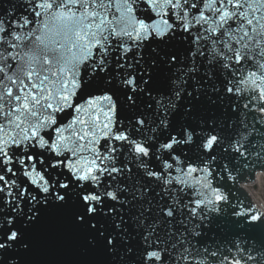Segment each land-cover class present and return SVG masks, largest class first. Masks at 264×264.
<instances>
[{
  "label": "snow or ice",
  "instance_id": "1",
  "mask_svg": "<svg viewBox=\"0 0 264 264\" xmlns=\"http://www.w3.org/2000/svg\"><path fill=\"white\" fill-rule=\"evenodd\" d=\"M142 5L154 16L142 18ZM25 7L19 18H0V264H27L29 236L44 213L72 204L76 226L109 253L139 234L138 264H262L246 241H235V255L198 245L228 209L241 227L264 224L251 203L233 204L214 186L227 174L255 188L256 172L264 173V151L251 164L247 151L256 125L264 127V0H29ZM152 40L188 45L191 61L156 95L154 72L180 56L153 49L146 60ZM90 86L104 94L77 104ZM116 92L127 117H118L124 104ZM201 98L222 115L187 119ZM68 110L72 118L62 123ZM177 223L183 231L161 239L159 229Z\"/></svg>",
  "mask_w": 264,
  "mask_h": 264
},
{
  "label": "water",
  "instance_id": "2",
  "mask_svg": "<svg viewBox=\"0 0 264 264\" xmlns=\"http://www.w3.org/2000/svg\"><path fill=\"white\" fill-rule=\"evenodd\" d=\"M29 0H0V18L5 20H14L19 18L22 14H26L28 9L25 7ZM144 7L141 6L142 18L147 16H154L151 11L144 12ZM188 45H181L177 41L160 42L156 40L148 41L145 43L143 49V56L146 60L151 61L156 53L163 55L164 52H176L180 56V60L176 65H173L171 69L167 66L158 68L154 72V92L153 95L157 94V91L167 88L169 83V78H174L176 74L181 70L187 71L185 63L187 66H191V61H186V49ZM156 49V53L152 50ZM203 69H201V72ZM95 84V82H93ZM191 90V88L189 89ZM115 91V89L113 90ZM83 95L76 99L77 104H83L90 96H100L103 95V91L99 90L95 86H90L87 89L82 90ZM116 96H120V103L124 104L123 97L120 92H116ZM115 99V96H114ZM147 97H142L138 102L141 110L147 111L145 106L148 103ZM187 103V101H185ZM223 105L226 107L228 100L225 99ZM193 112L191 116L187 117L190 120H200L207 119L208 117H217L222 115L223 109H217L213 107L204 98H201L199 102H195L192 105ZM155 108V105H154ZM153 108V110H154ZM131 113L129 112L127 105L124 104L122 110L118 112V117H127ZM63 116L62 123H68L72 118V111L68 110L66 113L60 114ZM186 117L184 115L177 116V123L183 122ZM235 119V118H234ZM251 129V122L249 123ZM254 134L249 137L247 144L248 153L251 154V159L249 163H256L257 153L264 151V127L256 125L253 130ZM193 156V159L189 161L192 164H197L199 161L194 158V154H189ZM227 162V161H223ZM233 164H243V161H232ZM233 175L237 173L233 172ZM246 184L242 180L233 181L230 177L225 174V179L214 180V186L222 185V190L225 193H230L231 196L235 198L231 200L233 204L243 201L245 205L251 203L259 212L264 213L260 208L256 207L250 193L247 191L243 185ZM256 185V184H255ZM256 189L252 192L256 202L264 209V203L258 196V183ZM246 189V190H245ZM159 191V189H156ZM250 198V199H249ZM146 207V205H145ZM223 208L224 205H221ZM79 209L75 204L69 205L62 209H50L44 213L39 225L30 233L29 238L32 241V248L29 255L24 257L27 264H138V246L140 244V239L137 236L131 237V232L129 233L130 239L129 244L126 246H119L114 253H109L106 250V246L103 241H99L95 238V233L88 231L86 228L76 226L73 221V217ZM148 223L156 227L157 223H154L150 218ZM176 229H180L179 223L175 227L164 225L159 229L161 239L169 238L166 236V232H172ZM179 236V233H177ZM175 240V238H172ZM189 239H192L190 236ZM203 241V244L198 246L203 248L205 246L215 247L220 246V250L223 252L225 249L232 248V254H236V249L234 248L235 241L239 239L241 244L247 242V246L255 248L256 251L253 255L259 257L264 255V224L258 223L256 225H245L241 227L236 224L234 218L231 216V209L227 210V214H222L213 226V229L206 233L205 236L199 238ZM196 240H193V244H196ZM132 247L133 252L126 253L125 247ZM195 251V248H193ZM241 264H244L241 261ZM264 264V262H262Z\"/></svg>",
  "mask_w": 264,
  "mask_h": 264
},
{
  "label": "rangeland",
  "instance_id": "3",
  "mask_svg": "<svg viewBox=\"0 0 264 264\" xmlns=\"http://www.w3.org/2000/svg\"><path fill=\"white\" fill-rule=\"evenodd\" d=\"M257 179H258L257 183L259 187L258 196L264 203V175L259 176V178Z\"/></svg>",
  "mask_w": 264,
  "mask_h": 264
},
{
  "label": "bare ground",
  "instance_id": "4",
  "mask_svg": "<svg viewBox=\"0 0 264 264\" xmlns=\"http://www.w3.org/2000/svg\"><path fill=\"white\" fill-rule=\"evenodd\" d=\"M258 176H261V175L259 174ZM258 176H257V178H258ZM257 178H256V179H257Z\"/></svg>",
  "mask_w": 264,
  "mask_h": 264
}]
</instances>
